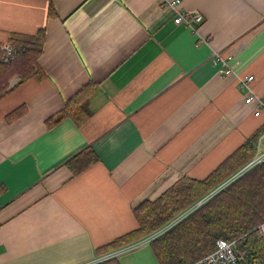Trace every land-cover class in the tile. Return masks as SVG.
I'll list each match as a JSON object with an SVG mask.
<instances>
[{"label": "crops", "instance_id": "0c3cea01", "mask_svg": "<svg viewBox=\"0 0 264 264\" xmlns=\"http://www.w3.org/2000/svg\"><path fill=\"white\" fill-rule=\"evenodd\" d=\"M176 12L202 19L187 28ZM38 31L39 76L0 95V264H159L148 243L129 249L143 239L98 249L264 123L237 80L252 75L264 100V0H0V42ZM214 51L233 55L234 75ZM80 91L87 120L57 121Z\"/></svg>", "mask_w": 264, "mask_h": 264}, {"label": "trees", "instance_id": "16d2710c", "mask_svg": "<svg viewBox=\"0 0 264 264\" xmlns=\"http://www.w3.org/2000/svg\"><path fill=\"white\" fill-rule=\"evenodd\" d=\"M43 41L44 33L41 31L34 35L10 36L7 42L23 46L24 53L12 61L0 62V95L9 89V81L14 76L19 75L22 81L39 76L37 59L42 52ZM86 95H81L80 91L66 102L57 121L67 115L77 124L86 121L89 113L81 106ZM263 133L264 123L206 177L183 176L155 200L142 201L133 210L137 227L116 237L98 251L105 253L134 244L186 212L168 230L148 243L159 264H188L211 252L219 239L230 241L236 238H240L239 246L246 250L249 259L262 260L264 245L254 228L264 220V162L227 183L202 204H195L251 159L255 143ZM85 156L83 164L91 163V151L88 150ZM92 264L120 263L117 254H112Z\"/></svg>", "mask_w": 264, "mask_h": 264}, {"label": "built area", "instance_id": "2783aa9c", "mask_svg": "<svg viewBox=\"0 0 264 264\" xmlns=\"http://www.w3.org/2000/svg\"><path fill=\"white\" fill-rule=\"evenodd\" d=\"M178 4L177 1H171L169 5L173 8L176 7ZM176 16L173 19L175 24H183L187 28L191 27L192 22H200L202 16L199 13H180L176 12ZM24 53L23 46H17L10 42H0V62L6 63L12 61L18 57H20ZM212 62L220 66V72L223 75H234V65H233V55H228L224 57L220 52L214 51L212 53ZM253 76L248 75L244 78L237 77L238 80V88L242 89L245 88L246 91L243 94V102L246 104H254L255 111L254 115H258L262 109H264V100L256 95L253 90L250 88V82ZM264 134V133H263ZM261 135L255 143V152L251 159L242 167L240 168L234 175H232L227 181L216 187L209 193L207 196L199 200L195 206L202 204L209 196L216 193L222 187H224L227 183L232 181L233 179L240 176L245 171L249 170L250 168L264 162V135ZM186 214H182L183 217ZM181 217H178L172 220L170 223L162 227L160 230L155 232L149 237H146L141 242L137 244L131 245L129 249L133 246H138L142 244L149 243L153 238L160 235L162 232L168 230L175 222H177ZM257 236L261 239L264 245V220L261 221L255 228H254ZM239 239L236 238L230 241H226L223 239H219L216 242L215 248L203 255L202 257L188 263V264H264V258L259 261H253L252 259L248 258L247 252L244 248L240 247ZM128 250V249H125ZM122 250V251H125Z\"/></svg>", "mask_w": 264, "mask_h": 264}, {"label": "rangeland", "instance_id": "374dc122", "mask_svg": "<svg viewBox=\"0 0 264 264\" xmlns=\"http://www.w3.org/2000/svg\"><path fill=\"white\" fill-rule=\"evenodd\" d=\"M264 135V134H263Z\"/></svg>", "mask_w": 264, "mask_h": 264}]
</instances>
